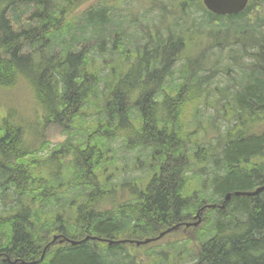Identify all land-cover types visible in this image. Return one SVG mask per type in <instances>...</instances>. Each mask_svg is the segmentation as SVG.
Instances as JSON below:
<instances>
[{"label": "trees", "instance_id": "obj_1", "mask_svg": "<svg viewBox=\"0 0 264 264\" xmlns=\"http://www.w3.org/2000/svg\"><path fill=\"white\" fill-rule=\"evenodd\" d=\"M84 1L77 12L80 0H0V264H163V252L123 260L133 244L96 238L143 241L179 224L163 237L176 234L208 205L171 247L178 264H264V189L234 196L264 186V0L231 16L201 0H150L160 19L139 22L136 37L116 17L127 0ZM214 49L231 63L206 68ZM232 65L240 79L209 103ZM25 89L43 127L79 138L33 149L18 114ZM204 106L214 145L196 140ZM118 139L148 151L147 181L125 202L117 191L135 183L112 182Z\"/></svg>", "mask_w": 264, "mask_h": 264}, {"label": "rangeland", "instance_id": "obj_2", "mask_svg": "<svg viewBox=\"0 0 264 264\" xmlns=\"http://www.w3.org/2000/svg\"><path fill=\"white\" fill-rule=\"evenodd\" d=\"M79 3V4H78ZM77 5H81L77 12L83 9L86 6L84 0H80V2H75ZM117 15L116 17L122 16L124 18V22L128 24L131 22V26L128 28V33L132 34L136 37V35H140V32L137 30L139 26V22L144 25H150L151 23H156L160 19V9L157 6H154V3L151 4L150 0H127L125 2H121L116 7ZM76 12V13H77ZM195 17L197 20L202 19L201 13H196ZM229 49L227 50V52ZM208 56L211 60L208 61L206 68L209 67L210 63L213 61H217L219 59L218 67L225 66L227 63H231V61L227 58V53L224 51L222 54L217 50L214 49ZM177 64L176 69L179 70L180 64ZM242 71V70H241ZM205 74V71L203 72ZM202 74V72L200 73ZM240 68L236 65H232V71L229 75H225L223 72H219L211 81L210 90L211 95L209 97V103L212 102L219 94V90L224 89L228 84L232 83V78L238 80L240 79ZM177 76V75H176ZM26 90V96L20 94L19 98V105H18V114L24 120V124L28 126L27 129V138L32 139L33 141V149H38L43 143L47 144L45 150L40 153V155H47L51 152V150L55 147L61 146L66 140L70 141V143L74 142L79 138L74 132L61 134L59 130L53 127H43L39 121L38 114L36 113L34 107L29 102L31 100V95L29 94L28 90ZM201 117L203 120L202 127L198 130V142L201 145L205 146L207 143L215 144L217 142L215 133L210 129L208 125V121L212 120L215 117V110L212 109L210 106L202 107L201 108ZM218 124L221 125V131L223 132L225 129L223 120H219ZM205 128L206 131L202 129ZM43 141V142H42ZM110 147L116 154V167L121 168L122 172L113 175V183H120L128 180L131 184L126 188L120 189L117 191V198H124L121 202H125V200H132V193L131 189L136 187V190H142L145 182L148 178V170L146 167L147 164V153L148 151L144 150H137L133 152H129L124 149L123 142L121 139L113 141L110 143ZM48 149H50L48 151ZM211 169V166H209ZM110 173V172H109ZM137 181V182H136ZM136 185V186H135ZM132 187V188H131ZM135 189V188H134ZM73 192L70 191L67 193L66 201H69L73 198ZM1 196V191H0ZM217 198V197H216ZM215 198V199H216ZM2 198H0V211L8 210L9 206H4L2 203ZM201 220V219H200ZM196 222V219L193 221ZM201 222V221H200ZM186 228H182L179 231H176V234L167 235L160 240L155 242H151L146 245L136 246V245H128L125 246L126 254L123 256V260L125 256L130 253L134 254L138 257V261L145 260V263L149 260L148 253L154 252L157 255L160 252H163L159 258L163 260V264H178L179 259H176V254L171 249V247L175 246L180 243V239L182 234ZM147 253V254H146ZM145 255V256H142ZM173 256V257H170ZM144 259V260H143ZM167 262V263H166ZM190 264V263H185Z\"/></svg>", "mask_w": 264, "mask_h": 264}, {"label": "water", "instance_id": "obj_3", "mask_svg": "<svg viewBox=\"0 0 264 264\" xmlns=\"http://www.w3.org/2000/svg\"><path fill=\"white\" fill-rule=\"evenodd\" d=\"M201 1H202L204 8L206 9V11H208L211 14H213L215 16H231V15H236V14L243 12L246 9L250 0H201ZM263 189H264V186L259 187L256 190L250 191V192L236 191V192H234V196H255ZM230 197H231L230 194H227L225 197V200L228 201L230 199ZM214 207H215L214 205H208V206L200 208L198 210V212L196 213V216H195L196 222L185 223L184 227L186 229L189 227H197L200 224L199 213L202 210H204V208H214ZM220 208H222V206H220ZM178 226H179V224L175 225L174 227H172L170 229H167L166 231H164L160 235H158L156 238L146 239L143 241H118V242H114V241H109V240H104V239H99V238H96V240L106 242L108 245L128 242V243L134 244L136 246H141V245H146V244H149L151 242H154V241L161 239L165 234L176 229ZM87 239L88 238L84 239L83 241H86ZM56 240H57V236H54L52 239V242H54ZM64 241L70 243L73 246L78 245L81 242H83V241H71L69 239L62 238L59 240V243H63Z\"/></svg>", "mask_w": 264, "mask_h": 264}, {"label": "bare ground", "instance_id": "obj_4", "mask_svg": "<svg viewBox=\"0 0 264 264\" xmlns=\"http://www.w3.org/2000/svg\"><path fill=\"white\" fill-rule=\"evenodd\" d=\"M43 142V141H42ZM32 146V145H31ZM40 149V148H39ZM50 149H48V151H49ZM26 159H27V157H26ZM16 163V162H15ZM205 173V172H204ZM190 175V174H189ZM7 180V179H6ZM11 214V213H10ZM2 218V217H1ZM42 256V255H41ZM0 260H1V258H0ZM17 263V262H16Z\"/></svg>", "mask_w": 264, "mask_h": 264}]
</instances>
